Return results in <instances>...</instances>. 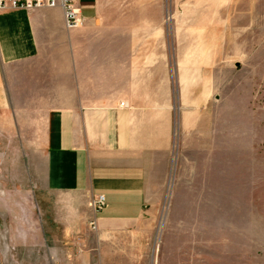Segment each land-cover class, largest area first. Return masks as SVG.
<instances>
[{"label":"rangeland","instance_id":"obj_1","mask_svg":"<svg viewBox=\"0 0 264 264\" xmlns=\"http://www.w3.org/2000/svg\"><path fill=\"white\" fill-rule=\"evenodd\" d=\"M115 4L156 22L150 52L172 72L163 201L129 227L69 235L41 214L38 204L55 199L35 189L32 143L9 140L0 125V264H264V0Z\"/></svg>","mask_w":264,"mask_h":264},{"label":"crops","instance_id":"obj_2","mask_svg":"<svg viewBox=\"0 0 264 264\" xmlns=\"http://www.w3.org/2000/svg\"><path fill=\"white\" fill-rule=\"evenodd\" d=\"M79 6L83 24L71 30L60 7L0 11V125L9 140L32 143L24 151L42 177L35 189L55 199L38 204L41 214L69 235L155 214L174 132L172 72L150 52L156 22L115 0ZM180 121L184 134L183 112ZM99 195L106 204L95 213Z\"/></svg>","mask_w":264,"mask_h":264},{"label":"built area","instance_id":"obj_3","mask_svg":"<svg viewBox=\"0 0 264 264\" xmlns=\"http://www.w3.org/2000/svg\"><path fill=\"white\" fill-rule=\"evenodd\" d=\"M63 10L65 25L68 30L80 27L83 17L80 12L79 0H0V11L9 9H22L32 11L40 8H56ZM125 106V103H122ZM106 204L104 195L94 198L90 205L93 210L99 212ZM92 230H97L96 222L90 224Z\"/></svg>","mask_w":264,"mask_h":264}]
</instances>
